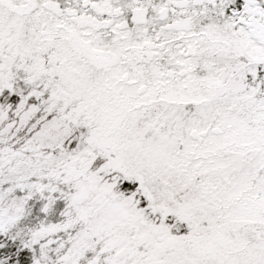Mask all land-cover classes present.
<instances>
[{
  "label": "snow or ice",
  "instance_id": "1",
  "mask_svg": "<svg viewBox=\"0 0 264 264\" xmlns=\"http://www.w3.org/2000/svg\"><path fill=\"white\" fill-rule=\"evenodd\" d=\"M0 264H264V0H0Z\"/></svg>",
  "mask_w": 264,
  "mask_h": 264
}]
</instances>
